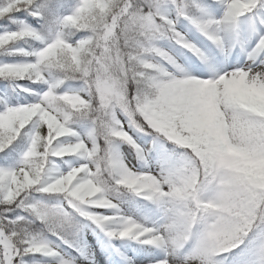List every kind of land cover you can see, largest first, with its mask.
<instances>
[{"label":"snow or ice","instance_id":"1","mask_svg":"<svg viewBox=\"0 0 264 264\" xmlns=\"http://www.w3.org/2000/svg\"><path fill=\"white\" fill-rule=\"evenodd\" d=\"M0 55L31 57L0 61V264H112L90 236L123 264L115 241L162 251L140 264H226L247 240L231 264H264V0H0ZM110 181L165 222L124 215Z\"/></svg>","mask_w":264,"mask_h":264},{"label":"rangeland","instance_id":"2","mask_svg":"<svg viewBox=\"0 0 264 264\" xmlns=\"http://www.w3.org/2000/svg\"><path fill=\"white\" fill-rule=\"evenodd\" d=\"M200 35L198 32H195V29L192 31H189L187 33V36L189 39L193 40V42L199 43V41L195 40L194 37ZM158 46L164 48L165 50H168L172 55L176 56L180 61H183L184 56H191L190 52H187L186 50L180 49L179 45H176L174 41L164 40L159 41ZM179 49V53L178 50ZM180 53H183V55H180ZM159 60V58H156ZM80 82V81H75ZM77 129L78 126L73 125ZM79 132L82 136L86 134V129L82 128L79 125V129L76 130ZM69 139V138H68ZM71 139V138H70ZM137 142L140 143L143 147L147 148L148 144L145 143V141L137 137ZM101 146L104 145V141H100ZM113 147L116 150L117 154L119 155L120 159L130 168L136 171H144L148 170L150 167L153 172L159 171L160 169V161L157 159L155 152L152 153L151 158L148 160L147 164L145 161L141 160L136 152L131 148L130 145L127 143L120 142L118 140L113 142ZM171 149V146H169ZM24 150V149H23ZM179 149L176 150V153H179ZM19 157V155L17 156ZM64 161H67L68 163H65ZM79 161L78 157H65L63 161L56 160L55 164L58 165V169L56 170H64L66 171L69 164L76 165ZM52 170V169H50ZM105 176H107V173H105ZM112 183L109 182V191H110V198L113 199L114 202H118L119 208L122 210V213L126 216H131L138 222H141V219L138 218L140 215H145V217L148 218L149 216H153V220L156 221L155 223H148V226H156L163 224L165 222L164 217H158L161 213L164 214L163 208L158 207L154 202H149L144 200L143 198L135 196V194L127 191L121 186H117L116 190H112ZM38 198H40L39 194H37ZM3 207V206H0ZM162 215V214H161ZM156 218H159L156 220ZM149 219V218H148ZM253 234H250L249 240L252 238ZM90 242L94 243L93 251L98 253V255H101V253H106V255L103 254L105 260H109L112 262V264H123L121 260V256L117 255L115 253L109 255V252L104 249L99 243H95V237L90 236ZM117 247L120 248V252L124 256L131 257L133 260L137 261V264H140V261L138 259L139 253L143 251H152L155 256L154 258H162L163 253L162 251L154 248H150V246H142L134 241H115L114 242ZM138 247V250L134 249L133 246ZM248 246V241H245V244H242L240 248L236 249L234 252L227 254V261L226 264H231V262L237 258L238 254L244 250ZM151 258V257H150ZM254 258V257H253ZM27 259V257H25ZM37 259H39V256H37ZM46 260H51V258H43ZM144 264H147V261H144Z\"/></svg>","mask_w":264,"mask_h":264},{"label":"trees","instance_id":"3","mask_svg":"<svg viewBox=\"0 0 264 264\" xmlns=\"http://www.w3.org/2000/svg\"><path fill=\"white\" fill-rule=\"evenodd\" d=\"M55 35H56V31H55V29H53L51 31V33L46 35V39L47 40L54 39ZM29 43H32L33 47H35V44L33 42H24V41L19 42L18 44L14 45L13 47L29 48ZM26 59H31V57L26 58L23 56H16V55H12V56L0 55V61H3V62H21V61H24ZM4 83H6V82L0 80V84H4ZM22 83H24L26 86L31 84L30 81H24ZM43 87L46 88L47 85H43ZM81 87H82V82L66 81L63 85H61L59 87V89L57 91H58V93H63L65 91L79 92ZM0 91H2V89H0ZM23 95H28V94L24 93ZM75 125L77 126V124H75ZM20 151L22 152L23 148H21ZM0 155H2V153H0ZM18 155H19V153L17 154V156ZM39 259H41V258L39 257Z\"/></svg>","mask_w":264,"mask_h":264},{"label":"bare ground","instance_id":"4","mask_svg":"<svg viewBox=\"0 0 264 264\" xmlns=\"http://www.w3.org/2000/svg\"><path fill=\"white\" fill-rule=\"evenodd\" d=\"M197 36H199L198 34H197ZM202 38V37H201ZM162 214V215H161ZM158 217L160 218V217H164V214L163 213H161ZM138 218H140L141 219V222L140 223H143V224H145L146 226H148V223L149 222H151V223H155V224H157L156 223V221L155 220H153V216H149L148 215V218L147 217H145V215H140V216H138ZM159 218H156V220H158ZM149 221V222H148ZM133 246V245H132ZM133 248L134 249H136V250H138V247H136V246H133ZM140 250V249H139ZM138 250V251H139ZM106 255V253H101V255Z\"/></svg>","mask_w":264,"mask_h":264}]
</instances>
